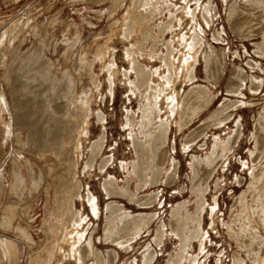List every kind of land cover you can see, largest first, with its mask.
<instances>
[{
  "label": "rangeland",
  "instance_id": "rangeland-1",
  "mask_svg": "<svg viewBox=\"0 0 264 264\" xmlns=\"http://www.w3.org/2000/svg\"><path fill=\"white\" fill-rule=\"evenodd\" d=\"M119 1L0 0V33L8 30L2 43L9 46L4 56L0 52V98L13 117L17 109L10 94L14 85L11 78L37 94L38 101L49 102L52 107L59 105L57 111L47 113L57 125L66 117L71 95L63 76L68 70L71 77L76 68L81 71L79 60L83 52L89 51L84 58L92 60L96 46H107L105 63H114L120 72L116 74L113 101L104 97L108 90L107 69L98 60H92L90 73L81 71L83 83L76 87L77 92L86 86L93 91L88 132L81 138L76 166L80 197L73 199L74 210L81 213L77 215L83 220H77L75 215L68 221L74 215L71 212L67 218H55L53 212L59 211L53 190L46 194L41 188V176L34 190L30 191L29 184L16 189L15 203L13 196L10 198L5 192L1 208L9 200L17 212L30 209L27 216L18 212L10 233L0 229V235H11L20 243L23 238L14 227L19 223L27 228L35 242L29 250L24 248L18 264H26L37 254L43 255L41 259L46 264H264V0H140L137 8L133 6L136 0H121L122 7L117 4ZM130 4L125 19L123 11ZM24 20H30L29 25L18 30ZM14 22L17 26L12 33L9 31H13ZM11 34L14 40L10 38L9 45ZM65 36L69 41L79 36L80 44L66 51L67 46L61 44ZM196 38L201 50L195 78L190 80L181 70H177L178 79L174 78L164 62L171 55L178 56L179 50H183L182 57L188 56ZM208 52L216 54V59L205 73L204 56ZM182 57L175 58L176 67ZM129 58L137 59L150 70L140 68L141 72H153L151 85L147 87L146 76L135 77ZM124 69L129 72L131 86L120 81ZM230 73L234 79L227 92ZM52 82L62 83L57 91L59 99L51 90ZM193 87L208 92L202 104L209 97L214 99L190 116L187 108L182 113L179 107L183 95ZM172 92L178 96L173 97ZM159 95L167 99H162V106H174L159 113L163 121L172 122L169 129L161 126L163 121L156 122L152 103ZM125 109L129 112L127 119L133 117L130 112H136L138 122H125ZM101 112L103 124L96 119ZM138 114L144 117L141 119ZM3 115L7 124L0 123V168L5 185L9 182L12 157L6 159L13 151L15 156L29 158L43 170L53 166L52 156L44 161L33 157L27 138L16 130L10 115ZM101 133L105 138L102 148L91 160V142L98 141ZM96 143L99 145V141ZM108 177L114 178L117 186L108 187L104 183ZM85 192L96 197L97 216L86 204ZM203 193L205 201L201 203L196 197ZM139 214L152 215V219L137 231L133 222L140 218ZM198 215L202 221L197 232ZM248 219H253L252 228L248 227ZM64 224H68L67 228ZM105 224L108 225L104 231ZM52 226L57 229L53 238L49 232ZM62 231L65 236L69 233L67 237L75 243L73 257L69 243L62 240Z\"/></svg>",
  "mask_w": 264,
  "mask_h": 264
},
{
  "label": "bare ground",
  "instance_id": "bare-ground-1",
  "mask_svg": "<svg viewBox=\"0 0 264 264\" xmlns=\"http://www.w3.org/2000/svg\"><path fill=\"white\" fill-rule=\"evenodd\" d=\"M136 1L137 2L133 1V4H134V2L136 4H134V5L132 4V5L137 8V6H135V5L139 4L140 0H136ZM141 1L145 3L146 0H141ZM253 1H255V0H253ZM121 2H124V0H122ZM121 2L117 3L119 5V7L123 6V3H121ZM261 3L264 4V2H261ZM118 5H116V6L118 7ZM140 5H141V3H140ZM130 6H131V4L128 5L127 7H125V9L123 11L125 19H126L127 14H129L128 10H129ZM138 7H139V5H138ZM133 11H135V10L133 9ZM136 12H137V10H136ZM124 16H123V18H124ZM127 20H128V18H127ZM28 21H30V20H24L23 24L20 25L21 28L19 26L18 30H21L25 25L28 26L29 25ZM114 24H113V26H114ZM16 26H17V22H14L13 31L10 30L9 32L13 33L14 29H16ZM7 31L8 30L5 29V30H3L0 33V52H1V54H3V56L5 55V50L9 48L8 45H5V44L2 43L3 40L7 38V35L5 36V33ZM16 33L17 32L14 33L15 38L17 37ZM34 33L37 35L36 32H34ZM134 33H135V31H134ZM38 34H40V33H38ZM8 36H9V38H8L7 42L9 44L10 38H11V40H14V38H13L12 34L8 35ZM73 36H75V35H73ZM65 37L62 38V43L61 44L66 45L67 46L66 47L67 50L66 49L65 50L70 52L69 51L70 49H73L74 46L78 45L79 36L74 37V39L72 41H69L67 39L68 38L67 36H65ZM192 42H193L194 45H193L192 48L189 49L190 51L187 50V53L189 51L188 56H186V57H184V55H183V57L181 56V54L183 53V50H179L177 52L180 55V57H182V61H181L179 67H176L177 66V62H176L177 60L175 59V58H178L179 55L178 56H172L171 55V56H169V59H168V56H167V59L169 61L167 60L166 62H164V65L168 64L167 66L170 69V74L172 73V76L174 78H176V79H178V77H176L177 76L176 75L177 74V70H178V72L181 70V72L183 74L187 75V78L190 77V80H193V78H195V73L194 72H195V68H196L197 62H198L197 61V59H198L197 56L199 55V52L201 50V43H200V41H198V38H196V40L192 41ZM79 47H80V45H79ZM183 49L186 50L185 47H183ZM78 50L79 49H77V51ZM80 50H79V52H80ZM77 51H75V52L77 53ZM107 51H108V47L107 46H103V45L96 46L94 51H93L94 53L92 52L93 53V55H92L93 59L92 60L93 61L98 60V62H101L100 66L103 67V69H105V70L107 69L106 72H107V77H108V90L106 91L104 97L107 96L110 101H113L114 97H115V87H116V81H117L116 74L119 71L116 69V66H115L114 63H110V64L107 63V62L105 63V59L104 58L107 55L106 54ZM68 52H67V54H68ZM111 52H113V51H111ZM83 54L84 55H82V56L84 58V57H86V55L89 54V51H88L87 54L84 53V52H83ZM112 54L113 53H111V55ZM66 55H64V56L66 57ZM72 55H73V53H72ZM90 55H91V53H90ZM75 58L77 59V57H75ZM80 58H81V56H80ZM83 58L79 60V63H81L82 66L81 67H79L80 65H78V66L75 65V66L79 67V69L81 71H83V73L86 72V71H88L90 73L91 69H92V65H93L92 64V60H88V58H84V60H83ZM112 59H113V57H112ZM204 59L206 61V64L204 65L205 66V68H204L205 71L204 72L208 73L209 72L210 62H212L214 59H216V54L208 52V53L205 54ZM68 60H70L69 56H68ZM81 60H83V61H81ZM76 61H74V62H76ZM127 61H128V64H129V61H130V63H131V69L130 70H132L134 72L135 77L136 78H139V77L143 78L144 76H146L147 77V82H148L147 87L149 85H151L149 81L151 80L150 77H152V73L153 72H149V73L141 72L140 68H143L142 71L147 70V69L149 70V68H147L146 66H143L144 64L143 65L140 64L137 59H134V60L131 59L130 60V58H129ZM74 62L73 63L71 62V64L73 65ZM108 62H109V60H108ZM75 66H73L74 69L76 68ZM66 70H67V68H66ZM75 70L77 71V68ZM76 71H74L76 75L73 73L74 77H71L72 76V72L70 70H68V74L66 73L63 76L64 80H66L65 82L67 84L66 85L67 90H68V85L70 87L69 88V92L71 93V95L68 98V103H67V106L65 108L66 117L62 119L61 124H59L57 122V125H56L55 120H53L54 122H52V120L50 118V117H52V115L51 114H47V113L50 110H56L57 111L58 108H59V105L55 104V106L52 107L51 105H49V102H43L42 103V102L38 101L39 98H38L37 94L34 95L33 93H31V91L29 90V88L25 84H23L22 82L15 83V79L11 78L13 80V82H14V85H13V90L10 91V94L12 96H14L13 106H14V109H17V114H16L15 117H13V115L10 113V110L8 109V107L7 106H6L7 108L4 107V104L1 102L2 100L0 98V123L3 124V122H4L5 125L7 124L5 122V119H3L4 118L3 117L4 116L3 113L6 112L8 115H10V118L12 120L11 123H15L16 128H17L16 130H18V131L20 130L21 134L23 133L24 136L27 138V140H28V150H29V152L31 154H33V157L36 160H38V161L39 160L44 161V160H46V158H49V156H52L54 158V164H53V166L51 165L52 167L49 165L50 167H48V168H50V169L46 168L45 170H43L41 167H39L36 164V162L30 160L29 158L28 159H25V158L20 159L18 157V155L15 156V152L14 151H13V153L11 152V154L6 159V160H9V157L10 156L12 157V159L10 160L11 164H10L9 182H8L7 185H5L3 179L1 178L2 177L1 176L2 168H0V205H1L2 199L5 197V192L6 191L9 192V195H10L9 197L10 198H11V196H13L12 199H13V202L15 203L14 194H15L16 189H19V188L22 189L25 184H29L30 185L29 187L31 188V189L30 188L29 189H30V191H32V190H34V186H36L37 183L41 182V178H39V177L42 176V178L44 180L43 181L44 183H42L43 185L41 184V188L46 192V194L49 193L48 191H50V189L53 190L54 204H55V206L57 207V209L59 211V213L53 212L54 216H56L55 218L58 217V219H59L60 217H64V218L66 216L69 217V213L71 212L74 215L69 217L68 221L71 220L72 218H74L75 215L77 217V220L78 219H79V221L83 220L81 218H78L79 217L78 215L81 214V213L78 210H76V211L74 210V203H73L74 200L73 199H75V198L79 199V197H80V196H78V193H77L78 189H79L78 188L79 181L77 182L75 180L76 179V173H77L76 172V166L78 165V159H79V155H80L79 152H80V149L82 148V146H81L82 145L81 144L82 143L81 142V138H82V136H87L86 134L88 132V125H89V120H90V116H91L90 94H91V92L93 93V91H92V89L88 88V86H86V87H83L79 92H77V90H76L77 85H79V84L82 85V83H83L82 82L83 79L81 78L83 73L81 71L80 72L79 71L76 72ZM88 72H87V74H88ZM155 73L157 74V72H155ZM167 73H169V72H167ZM6 76H7L8 80L6 79ZM6 76H3V77H5V81L7 80V82H8L9 78H10V75L8 74V71L6 73ZM92 77L94 78L93 74L90 76L91 81H92ZM121 77L122 78L120 79V81H122V83H127V84L131 83L130 79H129V72L127 70H125V69L123 70V73H122ZM2 79L3 78L1 76V80ZM176 79H175V81H176ZM233 79H234L233 75L230 73V75L228 77L227 85H226V91L227 92H228V88L230 87V83H231V81ZM91 83L93 85V81ZM132 83H136V82L132 81ZM99 84L100 83H98V85H96L98 89L100 88ZM130 86H131V84H130ZM50 87H51L52 91H54V92L56 91L55 95H57V97H55V98L59 99L60 97L57 94L58 93L57 91L59 89L58 87H62V83L61 82H57V83H53L52 82ZM20 91L24 92V95L21 96L19 94ZM135 91H137V90H135ZM135 91H133V92L135 93ZM207 93H208L207 91L204 92L203 89L200 90V89H198V87H193V88L189 89L183 95V97L181 99L182 101H181V105L179 107L181 112L183 113L184 108H187L188 110L186 112H188V114L190 116H194V115L198 114L206 105L210 104V102H212L213 99H214V97H209V98H207V103L206 104H202L201 102L204 100V97L207 96ZM172 95L175 98H176V96H178V94L175 93V92H174V94L172 92ZM39 97H41V96H39ZM170 98H171V96H170ZM150 99H152V98L150 97ZM162 99H164L165 102L167 100L166 98H161L160 95L155 97V98H153L152 105H153L154 110L156 112V120H157L156 122L163 121L161 119V116L159 115L160 112L167 111L170 108L174 107V106L169 107L168 104H165V105L162 106V102H163ZM34 100L37 101V102H40V103L36 104V102ZM57 102L58 101H56V103ZM58 103H60V102H58ZM38 110H39V112H38ZM138 110H139V112H142V106H139ZM124 112H125V115H124L125 122H127L129 120H132L131 123L133 121L138 122L137 113L136 112L135 113H131L130 112V114L133 115V117L130 118V119H127V112L128 111L125 109ZM100 114L97 115L96 119L100 120L101 123L103 124L104 118L102 116V112ZM132 115H130V116H132ZM98 116H99V118H98ZM190 116H189V119H190ZM138 117L142 119L144 117V114H141V115L138 114ZM164 120H166V119H164ZM171 123L172 122H170V121L167 122V120H166V121L162 122L161 126L169 129ZM102 134L103 133H101V136H99L100 137L99 140H98L99 141V145H98V143H96L98 141H95V142L92 141L91 142L92 145H91L90 150H89V152H90L89 154H91V157H92L91 160H93L96 156H98L99 152L96 151V150H98V148H100L102 146V144H103L102 142L105 139L104 137H102ZM13 138H14V136L11 137L12 141H13ZM8 139H9V137H8ZM99 151H101V150H99ZM109 157L108 156L106 157L108 161L111 160V156H109ZM88 159H90V158H88ZM51 161H52V159H51ZM86 161H88V160H86ZM86 161H85V165L87 164ZM100 162H102V161H100ZM106 163H107V161H106ZM105 164H103V166ZM85 165H84V167H89L92 164H90L88 166H85ZM174 166H176L175 163H174ZM44 167H45V165H44ZM23 169H25V172L23 171ZM103 169H104V167L102 168V170ZM45 171H46V173H45ZM43 173H45V174H43ZM261 177H263V176H261ZM104 183H107L108 187L110 185H112V186L116 185L117 186V184L115 182V179L111 178V177H108L107 180ZM104 183H103V186H104ZM197 184H198V182H197ZM205 192H206V189H205ZM75 193H77V194H75ZM28 194H27V196H28ZM85 194H86V196H85L84 199L86 201V204L89 206L91 213L95 214L96 211H97L96 197L93 196L92 194H90L89 192H85ZM12 199H10L11 202H12ZM196 199H201V203L202 202L204 203V201H205L204 193L200 197L199 196L196 197ZM13 204H11L9 202V200H8V203H6L5 206H3L2 208L0 206V229L3 230L4 232H9L8 230L11 231V229H13V228H11V226H14L13 223H15L16 217H17V213L19 212V211L17 212V209L15 208V204L14 205ZM45 204H47V200L45 201ZM109 204H107L105 208H108ZM27 209H30V208H24L22 210V213L19 212V214L26 215L27 214L26 213ZM109 211L112 212L113 210L109 209ZM109 214L111 215V213H109ZM250 215L251 214L248 213V217ZM94 216H97V213ZM139 216H140V218H138V220L136 222H133L136 225L137 231L141 230L143 227H145L146 224L150 221V218L152 219V215H149V214H139ZM149 216H151V217H149ZM59 220H58V222H59ZM62 220H63V218H62ZM196 220H197V232H198V228L200 227V224H201V221H202V216L198 215ZM252 220L253 219H248V222H249L248 227L250 226V228H252V225H251L252 224L251 223ZM126 221H127V223H131L130 219H127ZM43 223L46 224V221H44ZM61 223L63 224V222H61ZM47 224H48V222H47ZM65 225L66 224H64V226ZM67 225L65 226L66 228H67ZM107 225L108 224H105L104 231H105V227ZM53 226L49 227V230H50L49 232L51 233L52 238H53L54 232H56L55 231L56 226L55 227H53ZM68 227H70V225ZM14 228L16 229L17 233L23 238L24 242L22 240H20V243H18V240L15 237H12L11 235L7 236V235H4V234H1L0 235V264H18L20 262V260H21L20 259V255H21L22 251L24 250V248L26 247V250H29L32 247L31 245L33 244V242H35L31 238V236L29 235V232H27V230H26L27 228L26 227L24 228V227L20 226L19 223H18L17 226H15ZM59 228L60 227H58V230L60 232L61 228L60 229ZM62 230H64V229H62ZM43 231H45V230H43ZM49 232H47V234ZM65 232H66V230H65ZM58 234H60V233H58ZM68 234H67V236H68ZM49 235H46V236H49ZM67 236H65L64 232H63V237H62V235L61 236L59 235L58 238L60 239L62 237L63 238L62 240H65L66 242L69 243V249H70L69 250L70 251L69 254H70L71 257H73V255L71 253L75 252V243L73 242L72 239H69ZM50 238H47V239H49V242H50ZM52 238H51V241H52ZM57 240H56V243H57ZM59 242L61 243V241H59ZM66 242H63V243H66ZM45 244H47V243H45ZM57 244L59 245V243H57ZM54 245H56V244H54ZM51 250H52V248H51ZM60 250H61V248H60ZM42 256L37 254L36 256H34V258L28 259L26 264H46V262L41 259ZM46 260H47V256H46ZM75 260H76V258H75Z\"/></svg>",
  "mask_w": 264,
  "mask_h": 264
}]
</instances>
